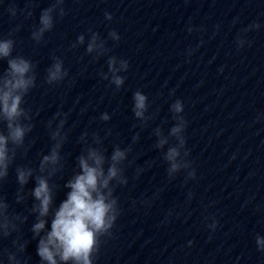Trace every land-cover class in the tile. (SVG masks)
I'll return each instance as SVG.
<instances>
[{
  "label": "water",
  "instance_id": "obj_1",
  "mask_svg": "<svg viewBox=\"0 0 264 264\" xmlns=\"http://www.w3.org/2000/svg\"><path fill=\"white\" fill-rule=\"evenodd\" d=\"M53 2L0 0V38L11 33L13 56L36 65V87L24 104L34 125L26 140L29 151L18 152L0 183L10 214L27 219L15 221L17 231L0 238V264H9L7 251L16 252L22 264H40L38 238L31 232L35 180L18 203L15 169H38L54 143L48 123L56 127L58 112L68 114V140L61 150L63 171L51 180L59 185L55 206L66 198L63 185L78 170L83 133L89 144L98 133L108 156L116 145L132 148L124 166L129 182L115 189L121 213L113 234L102 238L95 264H264L256 244L257 235L264 236V0H65L66 15H55L54 28L37 43L32 32ZM13 6L15 16L9 12ZM254 23L261 27L245 31ZM89 29L106 41L107 55L87 53ZM112 30L119 41L109 37ZM81 34L85 44L74 48ZM239 37L246 41L242 48ZM110 56L130 65L121 73L126 79L119 90L100 75L108 72ZM54 57L63 60L68 76L49 85ZM7 66L0 61V73ZM137 90L149 97L147 115L153 119L146 126L132 111ZM177 99L188 121L194 180L187 179L190 169L169 179L168 164L155 147L154 130L161 127L167 135L175 124L170 107ZM103 113L111 119L101 120ZM137 168L144 169L139 178ZM213 218L215 230L208 227ZM17 239L27 243L25 252L14 247Z\"/></svg>",
  "mask_w": 264,
  "mask_h": 264
},
{
  "label": "clouds",
  "instance_id": "obj_2",
  "mask_svg": "<svg viewBox=\"0 0 264 264\" xmlns=\"http://www.w3.org/2000/svg\"><path fill=\"white\" fill-rule=\"evenodd\" d=\"M65 0H54L52 5L41 12L39 27L34 28L32 39L40 43L45 33L50 32L55 25V15L63 18L66 15L64 8ZM15 6L9 8V12L16 15ZM24 11L30 17L31 11ZM108 20H112L111 13H105ZM261 25L254 23L249 29H259ZM189 31H192L190 28ZM91 33L87 41L86 51L88 54L95 53L96 57L108 54L110 49L106 46L99 32ZM109 37L114 41L121 39L118 32L112 30ZM85 35L78 36L72 46L84 45ZM238 44L242 48L246 41L243 37L238 38ZM16 41L10 33L7 38H0V61L7 60V69L0 73V183L9 175V169L17 158L18 152L23 150L27 155L29 147L26 145L28 135L33 131L32 115L29 109L24 107L25 97L36 87V65L22 55L13 56ZM54 63L48 67L46 82L54 85L62 82L68 71L64 62L59 57H54ZM129 62L110 56L108 59V72H101L104 80H110L119 90L124 84L126 77L121 75L129 70ZM132 111L137 120L146 126L147 121L153 119L147 115L149 111V97L141 90L133 93ZM170 111L173 113L175 124L170 128L167 135L161 127L154 130L158 138L155 144L163 154L167 162V175L174 179L182 170L187 172V179H196V170L193 162L188 159L190 151L187 149L185 132L188 121L183 116L184 103L177 99L172 103ZM68 114L56 113L55 119L59 123L53 128V121H49L51 140L54 142L48 152L43 154L39 166L16 167V179L20 185L17 193V202L25 200L24 188L34 178L35 187L30 195L34 200L31 213L35 215V222L31 226L33 239L38 238L37 255L40 264H95V258L100 251L102 238L110 237L120 216L121 209L119 199L115 195L118 185H127L128 178L125 175V162L128 161L132 148L114 146L111 155L108 156L103 140L98 133L92 135V144L88 143V133L81 135L80 141L85 145L82 153L77 157L78 170L68 179L63 187L68 189L66 198L59 204L54 205L55 196L59 185H54L51 180L63 171V157L61 150L68 140L64 131ZM101 120L107 122L111 119L108 113L101 115ZM111 132H109V135ZM140 139L139 134L133 137L135 143ZM174 140V142H173ZM167 146V150L164 151ZM131 163V162H129ZM144 169L137 168V178ZM191 193L189 196L191 197ZM148 203V201H145ZM10 205L4 197H0V238L11 236L17 231L15 221L23 220L17 214H10ZM51 217L50 230L48 228ZM218 221L214 218L209 228L215 230ZM191 243V242H190ZM19 253L26 251L27 243H21L19 239L13 242ZM257 248L264 253V236L257 235ZM9 264H22L16 252L7 251Z\"/></svg>",
  "mask_w": 264,
  "mask_h": 264
}]
</instances>
